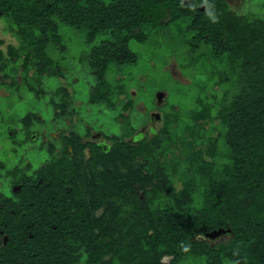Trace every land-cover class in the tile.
I'll list each match as a JSON object with an SVG mask.
<instances>
[{
	"label": "trees",
	"instance_id": "obj_1",
	"mask_svg": "<svg viewBox=\"0 0 264 264\" xmlns=\"http://www.w3.org/2000/svg\"><path fill=\"white\" fill-rule=\"evenodd\" d=\"M210 2L215 24L200 0H0V20H10L19 39L18 47L7 46L8 58L0 51V69L12 65L13 74L21 60L25 86L62 75L47 53L64 52L60 24L83 30L87 45L105 34L88 53L95 79L88 101L113 108L123 87L105 79L109 66L135 64L131 41L179 21L191 60L209 70L206 87L229 88L218 102L194 99L183 135L173 131L180 117L164 113L149 137L101 134L102 146L71 134L58 152L48 147V159L31 174L7 172L12 192L0 193V264H179L187 256L264 264V16ZM58 94L65 109L67 90ZM213 111L219 139L205 146ZM226 228L216 240L204 238Z\"/></svg>",
	"mask_w": 264,
	"mask_h": 264
},
{
	"label": "rangeland",
	"instance_id": "obj_2",
	"mask_svg": "<svg viewBox=\"0 0 264 264\" xmlns=\"http://www.w3.org/2000/svg\"><path fill=\"white\" fill-rule=\"evenodd\" d=\"M225 1L239 15L264 16V0ZM59 33L65 45L64 52L48 47L47 53L58 60L62 75L51 78L42 75L40 84L33 82L25 86L21 60L15 64L17 71L13 74L9 71L13 69L12 65L6 72L0 69V193L6 196L12 192V178L7 172L20 168L25 174H31L48 159V147L53 146V150L58 152L65 136L73 134L83 140L99 141L100 134L126 135L125 140L132 141L133 136L140 140L158 131L164 113H174L180 117L173 129L177 137L184 134L187 114L194 107V99L198 95L218 102L223 92L229 90L223 85L210 84L206 87L209 70L191 60L193 55L183 40L185 26L176 21L162 29L149 31L145 42L129 43L137 58L135 64L109 66L105 79L112 86L123 87V92L113 98V108L105 103L91 105L88 98L95 79L88 67L87 57L90 48L98 46L106 35L97 36L91 45H87L83 30L60 24ZM8 45L18 47L19 39L10 20L2 18L0 51L4 58H8ZM32 76L33 70H30L28 81H32ZM60 88L68 93L65 109L58 106L61 103ZM214 106L217 109V105ZM28 115L33 116V121L25 127L24 119ZM212 116L209 123L204 124L205 146L208 140L219 139L214 111ZM87 129L98 133V138L86 136ZM180 149L175 154L182 158ZM167 157L170 159L172 155L168 153ZM175 182L179 187L180 181L176 179ZM163 261L168 262L169 258ZM179 264L206 262L203 257L187 256Z\"/></svg>",
	"mask_w": 264,
	"mask_h": 264
},
{
	"label": "clouds",
	"instance_id": "obj_3",
	"mask_svg": "<svg viewBox=\"0 0 264 264\" xmlns=\"http://www.w3.org/2000/svg\"><path fill=\"white\" fill-rule=\"evenodd\" d=\"M198 6L204 8L205 15L211 23L215 24L219 22V18L216 13L215 6L213 3L210 2V0H200V4ZM192 7L193 10H195L197 5L194 4ZM183 250L187 251L188 249L184 248ZM234 264H239V262L238 261L234 262Z\"/></svg>",
	"mask_w": 264,
	"mask_h": 264
},
{
	"label": "water",
	"instance_id": "obj_4",
	"mask_svg": "<svg viewBox=\"0 0 264 264\" xmlns=\"http://www.w3.org/2000/svg\"><path fill=\"white\" fill-rule=\"evenodd\" d=\"M203 9V8H201ZM159 98V101H160V96H158ZM17 189V188H14V190ZM230 230L228 228L226 229H220V230H217V231H213L211 233H207L204 235V238L208 239V240H216L217 238L221 237L222 235H225L227 233H229Z\"/></svg>",
	"mask_w": 264,
	"mask_h": 264
},
{
	"label": "flooded vegetation",
	"instance_id": "obj_5",
	"mask_svg": "<svg viewBox=\"0 0 264 264\" xmlns=\"http://www.w3.org/2000/svg\"><path fill=\"white\" fill-rule=\"evenodd\" d=\"M152 130V129H151ZM86 131H89V135H90V137H94V138H98V133H94V132H91L89 129H87ZM97 134V135H96ZM101 135V134H100ZM100 138V140L99 141H97L100 145H104V141L102 140V136H100L99 137ZM140 138V137H139ZM88 140H91V141H93L94 139H88ZM105 146V145H104Z\"/></svg>",
	"mask_w": 264,
	"mask_h": 264
}]
</instances>
